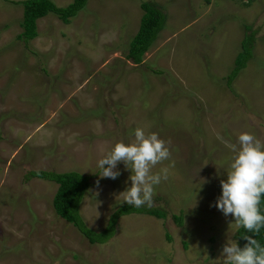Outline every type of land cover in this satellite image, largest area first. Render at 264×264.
Here are the masks:
<instances>
[{"label": "rangeland", "instance_id": "obj_1", "mask_svg": "<svg viewBox=\"0 0 264 264\" xmlns=\"http://www.w3.org/2000/svg\"><path fill=\"white\" fill-rule=\"evenodd\" d=\"M22 1L0 0V264H223L237 228L215 207L229 145L239 148L242 133L264 142V0H87L67 24L38 19L26 43L17 39ZM150 1L165 22L134 65L124 56ZM250 32L252 57L227 84ZM138 127L171 152L152 169L167 167L168 179L148 206L165 218L121 216L112 237L89 244L54 214L56 185L26 176H86L78 212L100 232L131 172L120 163L117 179H101L98 161Z\"/></svg>", "mask_w": 264, "mask_h": 264}, {"label": "clouds", "instance_id": "obj_2", "mask_svg": "<svg viewBox=\"0 0 264 264\" xmlns=\"http://www.w3.org/2000/svg\"><path fill=\"white\" fill-rule=\"evenodd\" d=\"M237 145H229L235 153L230 163L227 179L221 180L222 194L215 207L225 217L231 215L237 228L259 234L264 228V215L259 204L264 195V142L249 133L238 136ZM171 158L166 142L157 133L146 134L144 129L136 128L134 140L129 144L118 142L98 161L101 179L112 180L120 176L117 165L123 163L130 170L131 186L120 194L124 203L140 208L151 206L154 186L168 179V168L153 173L158 164ZM99 181H97V186ZM247 243L241 249L236 242H227L223 246V264H264V247L251 236L243 237Z\"/></svg>", "mask_w": 264, "mask_h": 264}, {"label": "trees", "instance_id": "obj_3", "mask_svg": "<svg viewBox=\"0 0 264 264\" xmlns=\"http://www.w3.org/2000/svg\"><path fill=\"white\" fill-rule=\"evenodd\" d=\"M87 0H71L65 7H57L51 0H24L22 1V15L20 28L21 32L17 39L25 43L37 36L36 21L47 14L55 15L62 23L67 24L69 19L74 17L81 9L84 8ZM142 14L136 32L128 43L125 59L130 60L132 64L139 65L142 63V56L156 40L157 35L163 29L165 15L160 8L152 1L140 3ZM253 32L246 34L241 43L240 51L233 60V66L226 77L229 84L237 73L246 66L251 59L253 46ZM37 178L40 180L52 182L56 185V190L52 196L51 205L54 214L66 223L70 224L75 230L82 235L89 244H101L108 240L114 234L115 225L121 216L126 215H147L156 219H164L166 213L158 208L143 206L140 208L131 207L126 203L120 204L112 212L104 228L100 232H93L86 228L79 216V204L89 187V181L86 176L70 171L55 173L51 171H31L27 174L26 179ZM260 213L264 215V195L261 196L259 204ZM177 224H182L180 215L171 216ZM245 235L257 239L264 247V228L260 233L253 234L247 232L244 228H236L234 238L237 245L243 249L247 241L243 238ZM165 239L170 241V237L165 235Z\"/></svg>", "mask_w": 264, "mask_h": 264}, {"label": "crops", "instance_id": "obj_4", "mask_svg": "<svg viewBox=\"0 0 264 264\" xmlns=\"http://www.w3.org/2000/svg\"><path fill=\"white\" fill-rule=\"evenodd\" d=\"M149 49V48H148Z\"/></svg>", "mask_w": 264, "mask_h": 264}]
</instances>
